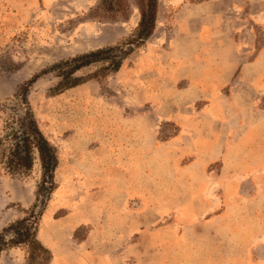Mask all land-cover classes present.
<instances>
[{
    "label": "rangeland",
    "instance_id": "374dc122",
    "mask_svg": "<svg viewBox=\"0 0 264 264\" xmlns=\"http://www.w3.org/2000/svg\"><path fill=\"white\" fill-rule=\"evenodd\" d=\"M157 1L160 28L170 22L174 7L200 2L213 3L207 16L232 21L229 27L227 23L218 27L234 34L231 43H214L209 67L236 68L227 94L240 86L238 68L264 49V0ZM110 2L0 0V105L17 103L19 89L39 75L27 100L58 161L54 189L43 200L37 226V239L48 249L49 258L40 256L33 264L264 263V196L256 203L261 218L253 215L256 204H243L210 223L225 207L224 196L209 208L210 203L194 193L203 183L199 171H181L193 155L181 154L176 147H158L177 135L180 127L169 120L144 118L153 111L152 104L143 102L148 96L144 86L156 79L150 80L154 59L147 40L134 43L118 71L111 70L109 60L80 69L74 74L80 84L72 88L62 89L58 71L50 70L60 61L100 48L124 47L134 38L143 1L114 0L113 10ZM164 31L165 27L159 30ZM257 70L264 83V59ZM236 97L237 108L246 111L245 123L254 130L259 121L264 133V115L254 112L264 111V96L253 107L241 104L255 97L251 90L239 91ZM207 102L184 107L185 112L200 111ZM232 117L234 128L229 136L219 138L220 145L255 142L252 131L237 126L238 119L244 122L243 116L232 112ZM2 119L0 114V133ZM202 131L197 138L207 146L220 130L209 119ZM259 140L256 147L262 149L264 138ZM245 155L233 152L229 170H223L221 160L207 170L218 176L225 172L232 179L243 176L242 195L250 198L264 170L243 171L240 163ZM41 179L37 160L23 175L10 176L0 167V233L40 205ZM28 255L26 245L8 248L0 264H28Z\"/></svg>",
    "mask_w": 264,
    "mask_h": 264
},
{
    "label": "crops",
    "instance_id": "0c3cea01",
    "mask_svg": "<svg viewBox=\"0 0 264 264\" xmlns=\"http://www.w3.org/2000/svg\"><path fill=\"white\" fill-rule=\"evenodd\" d=\"M210 6H213L212 2H200L194 5L181 4L174 7L173 15L170 22L164 26L163 33L159 30L164 27L160 28L156 21L155 30L147 40L148 48H150L148 52L153 55L151 58L154 59L153 66L149 70L152 74L150 80L156 79H153L149 86H144L148 96L143 99V102L153 105V111L144 115V118L154 117L155 121L169 120L179 125V133L167 141L160 142L158 147L163 149L176 147L181 154L193 155V158L183 165L181 171L187 172L192 169L199 171V175H202L199 176V180L203 183H200L194 192L198 198L209 202V208H211L224 196L225 207L221 213L212 216L209 222L213 223L223 219L229 209H236L237 206L243 204L245 206L258 204L264 196V178L256 182L255 194L248 198L242 195L243 176L238 175L232 179L225 172L218 176L210 174L207 170L209 165L217 160H221L223 170L231 169L230 166L234 163L230 161L233 152L247 154L245 155L247 157L240 163L243 171L252 168L264 170V148L256 147L259 139L264 138V133L260 130L259 121L254 130L251 125L245 123L247 121L246 111L237 108L239 105L236 99L239 91L251 90L255 97L250 98L251 101L243 100L241 104L253 107L254 102L264 96L263 77L257 70L264 59V49L258 53L255 60L243 63L238 68L241 84L237 88H230L231 94H227L225 89L231 85L236 68L227 70V67H213L212 65L209 67V62L210 57H214L215 54V49L212 48L214 43L220 44L222 41L231 43L234 32L230 30L226 33L221 28L218 30V27H221L223 23H227L229 27L232 21L217 18L216 15L207 16L206 12L211 8ZM157 36L162 38L160 42L156 41ZM153 44L158 46L160 55L157 54ZM179 83L184 84L179 87ZM169 88L170 92L167 91ZM207 99L208 102L204 109L185 112L184 107H194L197 102ZM232 112L238 118L243 116L244 122L240 124L238 119L237 126L252 131L255 135V142L245 140L237 146L220 145L219 138L229 136L234 128ZM254 112L259 116L264 115L263 110H254ZM209 119L217 124L220 131L213 133L214 138L211 137L208 145L205 146L197 136L203 133V126ZM253 162H258L260 165L253 167L251 165ZM183 180L188 185L187 179ZM252 187L254 188L255 185L252 184ZM219 189L220 192H217ZM257 204L253 215L261 218L263 212ZM233 229H241V227H233ZM257 264L264 263L257 262Z\"/></svg>",
    "mask_w": 264,
    "mask_h": 264
},
{
    "label": "trees",
    "instance_id": "16d2710c",
    "mask_svg": "<svg viewBox=\"0 0 264 264\" xmlns=\"http://www.w3.org/2000/svg\"><path fill=\"white\" fill-rule=\"evenodd\" d=\"M110 1L109 7L113 10L114 0ZM142 1L135 36L124 47L100 48L60 61L50 68L58 71L62 89L78 86L80 80L74 77V74L100 61L109 60L111 70L118 71L123 59L132 52L131 47L134 43L142 44L151 37L155 29L158 1ZM118 52L122 56H119ZM38 78L39 75L34 76L19 89L16 95L17 103L0 105V114L3 117L0 133V167L10 176L23 175L33 168L37 160L41 169L42 179L38 189L40 205H35L28 217L16 220L0 233V257L8 248L26 245L29 249L28 264H33L40 256L45 261L49 258L48 249L37 239V226L45 205L43 200L48 199L54 189V172L58 163L56 150L39 129L27 100L29 88Z\"/></svg>",
    "mask_w": 264,
    "mask_h": 264
}]
</instances>
